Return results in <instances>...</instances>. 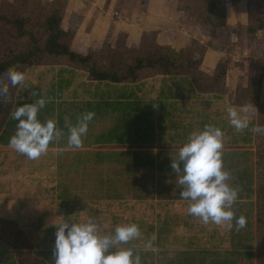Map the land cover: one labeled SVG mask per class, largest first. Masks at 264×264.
<instances>
[{
	"label": "rangeland",
	"instance_id": "obj_1",
	"mask_svg": "<svg viewBox=\"0 0 264 264\" xmlns=\"http://www.w3.org/2000/svg\"><path fill=\"white\" fill-rule=\"evenodd\" d=\"M36 1L43 4L46 12L53 6H59L63 27L75 30L76 36L74 35L72 42L76 38L77 44L91 45L95 50H102L105 56L116 53L113 50L132 54L134 50L154 42L175 48H183L195 42L197 58L204 52V58L207 59L213 51L215 55L212 54L210 63H207L210 68H204V64L201 67L209 74L225 67L223 86H220L218 94L198 92L197 97H192L193 100L188 102V106H194L202 114L220 116L230 126L229 108H247L248 121L252 122L256 118V106H238L234 102L240 86H256L259 101L264 96V30L252 36L247 35V0H223L227 25H230L227 29H214L209 24H199L196 9H188L182 0ZM97 20L102 25L96 26ZM93 24V28L101 30V36L84 38L85 34L92 32ZM78 28L83 36L76 34ZM124 29L133 31L130 33H133L134 38H126L128 34H125ZM110 57L117 59L118 55ZM57 61L47 59L43 63ZM212 62H215L214 66L211 65ZM36 67L37 65L27 69L34 70ZM34 74L35 72L31 73V77ZM20 85L18 94L23 88ZM145 90L149 98L155 97L154 90L147 87ZM119 104L117 98L113 100V107L118 108ZM225 139L230 140V137ZM176 146L174 143L171 147ZM110 148L112 147L108 146L104 149ZM236 148H240V145H224V149L231 152ZM96 149L97 147L90 150ZM114 149L119 148L114 146ZM152 150L155 151V148ZM70 155L62 160L74 163L76 155ZM39 159H28L12 147L0 146V219L27 233L33 256L44 259L47 264H54L55 224L61 221L86 220L89 217L97 219L102 233L111 232L119 224H138L142 237L131 241L126 247H133L138 253H144L148 264H163L160 252L163 248L159 247L155 239L150 237L147 240L145 230L149 224L155 223L157 216L164 214L167 207L186 214V223H174L170 227L168 225L167 228H171L173 235L193 238L197 241L194 245L198 249L204 248L211 252L231 250L229 229L211 223L205 225L200 219L188 214L189 201L176 199L174 195L162 200L136 198L135 194L140 189V183L137 184L139 181L135 182L136 177L141 179L145 173L138 172L135 175V169L131 167L122 168L115 163L95 165L93 161L89 162L91 165L82 164L76 170H65V162L46 163ZM230 174L231 182L235 177L233 173ZM175 183L177 185L179 179ZM173 188L174 185L170 187ZM61 193L63 198L60 197ZM241 209L243 214L248 213L250 217L248 207H240ZM154 235L155 233L152 237ZM150 240L151 249L146 247ZM9 256L13 258L11 247L0 239V264H7L11 260ZM231 257H238V264H247L241 256Z\"/></svg>",
	"mask_w": 264,
	"mask_h": 264
},
{
	"label": "trees",
	"instance_id": "obj_2",
	"mask_svg": "<svg viewBox=\"0 0 264 264\" xmlns=\"http://www.w3.org/2000/svg\"><path fill=\"white\" fill-rule=\"evenodd\" d=\"M182 1L188 9H196L199 24H209L214 29H227L223 0ZM247 8L246 33L252 36L264 30V0H247ZM62 22L63 16L59 6H53L46 12L40 1L0 0V77L6 79L7 70L13 66H18L19 70L25 72L27 68L42 64L47 59H56L84 70L91 80L124 84L123 88L134 82L135 86L141 85L144 83L143 80L153 76H182L181 82L190 86L195 97L198 92L218 94L221 90L220 86H223L226 68L222 67L212 74L204 72L201 69L202 53L200 58L196 57L195 42L183 48L154 42L144 45L142 49L134 50L132 54H128V51L118 53L113 50L117 54L112 55H118V58L112 59L110 57L112 55L105 56L102 50L93 48L85 54L73 51L71 43L75 30L63 27ZM18 87L19 85L10 87L6 100L0 101V146H10L9 139L15 133L17 124L10 114L18 106L31 103L41 96H47L50 99L41 111L45 115L48 114V119L53 118L52 114L61 110L64 105L63 109L67 110L66 104L54 102L50 92L46 95L30 97L27 93L18 94ZM168 92L171 93L172 99L179 97L174 96L170 88ZM236 92L234 101L236 105L257 107L256 118L248 123L247 128L237 131L226 121L221 120L220 116L205 113L197 114V126L198 130H202L205 125L214 124L223 130L225 146L231 143L240 145V148L232 152L223 149V162L226 170L234 174L235 179H232L231 183L241 188L237 204L233 206L235 216L243 215L246 220L249 218L251 220H247L244 229L237 231L233 227L229 230L232 239L231 250H222L218 253L213 251L211 254L205 252L204 255L213 257L209 264H238V257L236 259L231 257L234 255L243 257L247 264H264V96L260 101L258 100L256 86H240ZM58 97L60 98L61 95L59 94ZM159 97L162 100L159 104L146 97L135 98V130L132 131V123H127L126 117L119 120L117 125L100 135V140H96L112 148L78 154L75 168L82 165L83 158L86 163L93 158L95 160L93 163L99 165L115 163L122 168L131 167L135 169V175L138 172L145 173L141 179L136 177L135 182L140 183V189L135 194L136 198L149 197L162 200L171 195L167 185L170 178H166L164 171V166L171 164L165 165L162 161L163 151L152 150L157 141L159 147L164 145L162 139L157 138L164 134L163 115L157 111L164 110V103L167 101L164 93ZM168 105L169 103L166 107ZM122 106L131 107L126 103ZM121 109L124 114H130V110L125 111L122 107ZM65 131L67 132L66 128ZM227 137H230V140L225 139ZM184 140L186 141L187 137L184 136ZM114 146L119 149H114ZM156 154L160 157L158 161H155ZM60 197L63 198L62 193ZM240 207H248L250 217L248 213L243 214L241 212L243 209L240 210ZM162 231V226L157 228L148 226L145 230L147 240L152 238L154 233L158 239ZM0 239L12 249L13 258L9 256L11 260L7 264H47L44 259L33 256L27 233L4 219H0ZM139 254L142 264H148L145 254L142 252Z\"/></svg>",
	"mask_w": 264,
	"mask_h": 264
},
{
	"label": "clouds",
	"instance_id": "obj_3",
	"mask_svg": "<svg viewBox=\"0 0 264 264\" xmlns=\"http://www.w3.org/2000/svg\"><path fill=\"white\" fill-rule=\"evenodd\" d=\"M25 80L24 71L18 66L10 67L6 79L0 77V101L6 100L10 87ZM31 95L35 97L36 93ZM49 99L41 96L18 106L10 114L17 124L9 145L28 159L40 158L47 153L50 143L65 135L69 148L82 147L89 123L95 116L94 111H88L80 114L75 123L66 120L64 128L58 127L57 119L42 121L39 117ZM247 112V108L228 109L230 123L237 131L248 127ZM224 135L223 130L214 124L193 131L180 147L177 158L172 159L171 168L179 175V185L182 186L179 197L189 201L188 214L205 225L211 223L229 230L235 227L239 231L246 227L247 220L243 215L236 217L233 210L241 188L230 182L231 174L224 168ZM55 226L54 264H142L140 254L133 247H126L142 237L136 223L119 224L108 233L101 232L99 222L93 217L61 221ZM146 247L152 248L151 240Z\"/></svg>",
	"mask_w": 264,
	"mask_h": 264
},
{
	"label": "crops",
	"instance_id": "obj_4",
	"mask_svg": "<svg viewBox=\"0 0 264 264\" xmlns=\"http://www.w3.org/2000/svg\"><path fill=\"white\" fill-rule=\"evenodd\" d=\"M95 24L96 26L102 25V23L98 22V20ZM94 26L95 25L93 24L91 29L92 32H90L89 35L85 34L86 36H83V33H80V28L77 29L76 34L78 36H83L84 38L101 36V30L93 28ZM227 26L230 28L229 24ZM124 32L126 35L128 34L126 38L133 37V33H130L133 31L124 29ZM91 48V45L85 46L82 43L77 44L76 38L74 43L72 42L71 44V49L80 54L87 53ZM209 54L210 56L206 59L204 58V52L202 53V58L206 59H203L201 64V66L203 64L205 65L204 68H210V64L208 66L207 63H210V57L212 54L215 55L213 51ZM231 62L232 61H230V64ZM214 64L215 62L211 63L212 66H214ZM34 72V77H31V73ZM25 74L26 80L20 85V87L23 86V88H21V93H27V95L31 97L33 92H35L36 95H46L48 92H50V96L54 97V102L66 104L67 110L63 109L65 106L64 105L61 107V110L55 111L52 114V117L59 121V125H57L58 127H64L66 120L75 123L77 117L82 113L88 111L95 112L93 120L89 123L88 133L83 139V146L85 145V147L82 146L80 148H69L67 146V137L65 135L64 138L53 141V143L49 145L47 153L39 159L40 162L58 163L65 162L62 159H66L64 157H69L70 154L76 155V160L74 163L72 162L71 164L70 161L65 162L67 164L63 166L65 170H76L74 164L77 161L78 153L80 154V152L76 153V151H82L81 153L85 154L86 152L105 150L104 148L107 147L106 144H102L96 140H100V135L102 133L117 125L119 120H123L124 117L127 118V123H132V131L135 130V98L146 97L152 100L155 104H159V102L162 101L159 97L160 94L164 93L166 95L165 100L167 102L164 103V110H156L157 113L163 115L164 135L161 134V137L157 138L162 139L164 148H159L160 145H158V141L155 143V152L163 151V156L161 155V159L165 165L171 164L172 159L177 158L180 147L186 142L184 140V136L188 138L193 131L198 130L197 114L203 115L202 111L199 112L194 106H188V102L190 103V101L193 100L192 97L195 96L191 92L190 86L181 82L182 76H153L143 80L142 83H144L141 85L138 84L135 86L136 83L134 82L127 84L128 86L123 88L124 84L121 85L108 83L107 81L91 80L84 70L59 61H57V63L55 62L51 64L42 63L37 65L34 70L27 69ZM145 87L150 88V90H154V92H156L155 97L149 98ZM169 88L171 89V92L174 96L179 97L172 99L171 93L168 92ZM59 94L61 95L60 98L58 97ZM116 98L119 103L123 102L126 103V105L130 104L131 107L128 108L127 106L124 108L122 106L123 103H121L120 107L118 108L113 107L112 103L113 100H116ZM167 103H169V108L166 107ZM121 107L125 109V111L130 110V114H124ZM156 111L155 116L157 117L158 114ZM39 117L43 121L48 119V114L45 115L44 112L41 111ZM158 121H160V118H158ZM108 123H110L109 126L107 125ZM227 124L229 125V122H227ZM156 131L160 132L159 129H156ZM174 143L177 146L172 148L171 146L174 145ZM95 147H97L96 150H90L91 148ZM158 159H160V157L158 154H156L155 161H158ZM91 161L95 160L91 158L88 160V163H86V160L83 158L82 164L91 165V163H89ZM95 165L99 164L95 163ZM164 171L166 173V178H170L167 182L169 189L172 185H174V188L170 189L171 195H174V198L176 199H182L179 197V193L181 191L180 188L182 186L179 185V183H177V185L175 183V180L179 179V175H176L175 171L171 168V165L164 166ZM163 213L164 214L157 216L155 223L149 224V226H154L155 228L159 226L163 227V231L158 239L156 234L154 235L155 242L158 243L159 247L163 248L160 251L161 255H163L162 263L209 264V261L211 262V258L213 257L210 255L206 256L204 253L206 252V254H211L213 252L209 250L207 251L204 248L198 249L194 245L197 242L196 240L193 238L189 239L187 237L173 235L171 228H167L168 225L170 227V225L174 223L176 225L186 223V219L184 218L186 217V214L183 213V215L182 212L180 213L174 211L172 208L169 209L168 207L165 209V211H163ZM213 256L215 257L216 255Z\"/></svg>",
	"mask_w": 264,
	"mask_h": 264
}]
</instances>
